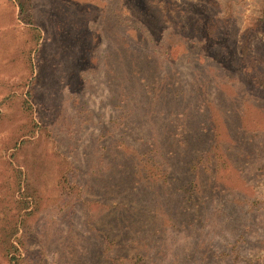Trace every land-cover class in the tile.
Listing matches in <instances>:
<instances>
[{"label": "rangeland", "instance_id": "374dc122", "mask_svg": "<svg viewBox=\"0 0 264 264\" xmlns=\"http://www.w3.org/2000/svg\"><path fill=\"white\" fill-rule=\"evenodd\" d=\"M22 2L0 0V264H264V1Z\"/></svg>", "mask_w": 264, "mask_h": 264}, {"label": "trees", "instance_id": "16d2710c", "mask_svg": "<svg viewBox=\"0 0 264 264\" xmlns=\"http://www.w3.org/2000/svg\"><path fill=\"white\" fill-rule=\"evenodd\" d=\"M18 1L20 3L21 8L24 9V6H23L24 2H22V0H18ZM263 11H264V3H263ZM263 15H264V13H263ZM257 86L264 89V80H257ZM15 230H16V228L13 231H15ZM12 246L15 248V250H17V246L15 244H12ZM13 259L15 260L14 264H21L22 263L19 258L12 256L11 260H10V262L12 264H13ZM135 259H136L135 257H129L126 255L125 256L124 255H116L114 257L109 256L108 260L111 262V264H127V263L137 264V262H134Z\"/></svg>", "mask_w": 264, "mask_h": 264}]
</instances>
